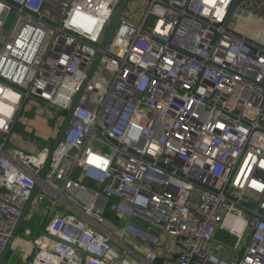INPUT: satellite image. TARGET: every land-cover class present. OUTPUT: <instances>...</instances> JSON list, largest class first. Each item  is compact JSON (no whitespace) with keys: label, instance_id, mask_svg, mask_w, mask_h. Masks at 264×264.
I'll use <instances>...</instances> for the list:
<instances>
[{"label":"built area","instance_id":"1","mask_svg":"<svg viewBox=\"0 0 264 264\" xmlns=\"http://www.w3.org/2000/svg\"><path fill=\"white\" fill-rule=\"evenodd\" d=\"M146 1L42 180L13 127L66 114L122 0H0V254L38 184L26 222L62 242L25 230V264H264V0Z\"/></svg>","mask_w":264,"mask_h":264},{"label":"rangeland","instance_id":"2","mask_svg":"<svg viewBox=\"0 0 264 264\" xmlns=\"http://www.w3.org/2000/svg\"><path fill=\"white\" fill-rule=\"evenodd\" d=\"M147 5L146 0H131L128 3V7L130 9L136 8L138 11H144V8ZM0 38H2V32L0 31ZM30 102L27 104L23 113L19 115V119L15 123L13 130L11 132V139L10 145L13 147H17L20 150H23L26 153L30 154H39L41 151L45 150V148L50 149L54 144L60 127L57 129L56 123L62 125L65 119L66 114H57L59 116L56 123L53 120H50L51 117L45 112L44 114H37L38 109L31 108ZM34 106V104H33ZM45 108V106L43 107ZM54 115L56 112L53 110L51 111ZM39 117V118H38ZM46 126L47 131L49 132L48 135H44L42 132H38L40 127ZM46 134V133H45ZM107 220L110 223H115L118 226V229L123 228L126 225L124 219L117 220L112 216L111 213H108ZM40 218L36 217L32 222L31 225L39 229H44L45 225H39ZM20 236V239L17 238ZM35 239V234H26V231H21L17 237L15 238V242H18L20 248L18 250V260L19 264L25 263L26 259H29L30 253L26 254V251H30L32 242ZM217 239L223 243L225 246L233 247L236 243V239L232 237L225 236L224 233H219ZM220 251H224L228 257L234 258L231 251L223 250L219 247ZM8 259V258H7Z\"/></svg>","mask_w":264,"mask_h":264},{"label":"water","instance_id":"3","mask_svg":"<svg viewBox=\"0 0 264 264\" xmlns=\"http://www.w3.org/2000/svg\"><path fill=\"white\" fill-rule=\"evenodd\" d=\"M130 1L131 0H122V2L120 3V5H119L120 7L114 16V19L112 22V27L109 29L105 38L101 42L102 44L100 45V50L94 59V63L92 65L91 69L89 70L83 85L81 86L80 92L78 93L76 100L73 103L72 107L66 112V115H65L66 117L64 119L62 126L59 129L58 136H57L54 144L52 145V147L49 149L46 161H45L43 168L41 170L42 172H41L40 178L42 180L45 179L47 170H48L49 166L51 165V162L53 161V158H54V155H55V152H56L58 146L60 145V143L68 135V132L70 131V127H71L70 124H71V121L74 117L73 114H74L75 110L80 106L81 99H82L81 97H82L89 81L91 80L90 79L91 76L97 70L98 64L100 62L99 60L103 56L104 51L107 49V47L110 44H112V41L115 39V35L117 34V32L119 31L120 26H121V17L123 15L124 11L126 10V8L128 7L127 5ZM39 191H40V187L38 184H36L33 188L31 196L29 197L28 201L26 202V204L23 207L24 209L22 211V215L19 218V221L16 225L17 227L13 233V236L9 242V245L0 254V264L6 263L7 258H9L10 254H11V251H12V248L14 245L13 244L14 239L17 236V234L22 230H28V231L30 230V231L35 232L36 234H38L40 236H44L47 238L49 237L53 240H56L57 242H62L60 239L44 232L43 230H40V229L34 227L33 225L27 224V222H26V217L32 208L31 206H32V203L35 199V196L39 193ZM83 255H86V254L84 253ZM159 263H160V260H159Z\"/></svg>","mask_w":264,"mask_h":264},{"label":"crops","instance_id":"4","mask_svg":"<svg viewBox=\"0 0 264 264\" xmlns=\"http://www.w3.org/2000/svg\"><path fill=\"white\" fill-rule=\"evenodd\" d=\"M39 118V117H38ZM39 131L38 132H42L44 135H48L49 134V132L47 131V128H46V126H42V127H40V129H38ZM46 133V134H45ZM13 248H12V251H11V254H10V256H9V258L6 260V264H19V262H17V260H18V250H19V248H20V244L18 243V244H16L15 242H13ZM18 245V246H17ZM133 246H134V244H132ZM27 253V255H28V253H29V251H26ZM31 256V255H30ZM30 258V257H29ZM26 263V262H25ZM25 263H23V264H25Z\"/></svg>","mask_w":264,"mask_h":264},{"label":"bare ground","instance_id":"5","mask_svg":"<svg viewBox=\"0 0 264 264\" xmlns=\"http://www.w3.org/2000/svg\"><path fill=\"white\" fill-rule=\"evenodd\" d=\"M16 244H18V242H15ZM18 246V245H17Z\"/></svg>","mask_w":264,"mask_h":264}]
</instances>
